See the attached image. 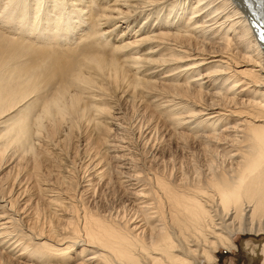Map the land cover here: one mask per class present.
Masks as SVG:
<instances>
[{"label": "bare ground", "instance_id": "6f19581e", "mask_svg": "<svg viewBox=\"0 0 264 264\" xmlns=\"http://www.w3.org/2000/svg\"><path fill=\"white\" fill-rule=\"evenodd\" d=\"M113 99L145 105L154 118L142 130L147 142L164 132L160 121L179 140L199 141L205 171L191 183L183 170L167 178L161 163L162 174L150 163L145 173L147 148L137 155L113 134L128 130ZM65 123L84 125L99 156L87 163L94 176L80 185L81 197L115 179L129 196L124 210L103 215L91 199L79 201L78 190L68 194L62 187L72 183L74 164L64 165L59 186L44 182L38 159L46 154L36 147L42 132L53 136ZM12 149L34 155L35 194L50 210L43 222L42 211L26 220L17 203L26 188L12 193L0 175V254L8 263L218 264L220 249L238 251V236L257 242L264 237V0H0V162Z\"/></svg>", "mask_w": 264, "mask_h": 264}, {"label": "rangeland", "instance_id": "374dc122", "mask_svg": "<svg viewBox=\"0 0 264 264\" xmlns=\"http://www.w3.org/2000/svg\"><path fill=\"white\" fill-rule=\"evenodd\" d=\"M139 21H137V22H133L132 23V25H131V27L128 29L129 31H130V33H133L136 29H137V27L139 26ZM135 25H138L137 27L135 26ZM126 26V25H125ZM125 26H123L122 28H120L118 31H116V33L114 34H112V35H110V37H111V39H110V44H112V43H114L115 42V38L116 39H118L119 40V34H121L124 30H126L127 28H125ZM128 32V31H127ZM126 32V33H127ZM23 38V37H22ZM25 38V37H24ZM23 38V39H24ZM128 40V39H127ZM38 42L36 41V44H37ZM59 45V44H61L60 42H58V43H55V45ZM109 44V45H110ZM21 45V44H20ZM22 45H23V43H22ZM53 47H54V45H52ZM37 51V50H36ZM46 51V50H45ZM49 53L50 52H48V51H46V55H49ZM23 54V53H22ZM58 54H60V52L58 53ZM26 60H28V64L29 65H36V62L38 61V54H36V55H34L33 57H27L26 58ZM35 68V67H34ZM45 70H49V69H45V68H41L40 69V72H44ZM113 101H114V103H113ZM113 101H112V104H116V106L117 107H119L118 109H120V111L121 112H119V110L118 109H114V111H113V114L115 113V114H117V113H122V115H120L119 114V116H122L123 117V119H121L122 121H120V122H122V124L126 127L125 129H128V130H122L121 132H117V131H115L113 134L114 135H116V138H126L125 140L126 141H128L129 143H127V145H129L130 146V149L131 148H138L137 150H135V151H138L137 152V155H139V153L142 151V149H140V147L141 148H147V150L146 149H144V152L143 153H146V157H145V155L143 154V156H142V152H141V156L142 157H140L141 159V162L142 163H140V165L142 166V168H144L145 166H147V167H151V165L153 164V167L152 168H150V169H153L154 168V171H152L151 170V172L153 173V172H155V171H157L158 169H157V166L159 165V166H162V167H159V170H161V171H163V174L164 175H168V176H170V175H172V173L175 175V177L177 178V177H179L178 175H180V178H181V176H182V173L184 172L185 173V175L183 174V176H188V175H190V177H193V178H190L189 176H188V178H190L191 179V181L189 182V183H191L192 181H194V180H196V179H194L195 178V174H197L198 175V172L200 171V170H202L203 172L205 171V168L206 167H204L203 166V160H204V156H202L201 155V153H199V149L198 148H203L202 146V144L201 143H199V141H197V140H192V138L189 140V138H187V140L188 141H185L186 140V138L184 137V141H183V139H180L179 140V138H181V137H178V136H176L175 134H173L174 133V131L172 130L171 131V128H168V127H165V125H163L164 124V122H162V121H160L159 122V125L161 126V123H162V126L160 127V128H162L163 126L165 127H163V129H164V132L162 131V133H157L158 134V136H159V134H161V135H163L162 137H161V135L158 137V139H157V134H154V137H153V141L151 140V142H147V140L148 141H150L149 140V138H148V136H146V135H144L145 133H143V131L142 130H144L145 131V127H147V125H149V124H154L153 123V119H152V121L150 120L151 118H150V115H151V113H146V112H144L145 111V109H144V104H140V103H135V105H132L131 103L129 104L128 102H123V100H115V99H113ZM122 101V102H121ZM142 106V108L140 107V105ZM139 105V106H138ZM137 107H139V108H137ZM139 111V112H138ZM147 115H143L144 113ZM139 118H140V121H139ZM156 119V118H155ZM125 120V121H124ZM157 120V119H156ZM133 122H134V124H133ZM138 122V123H137ZM140 122H141V124H142V126H141V124H140ZM150 122H152V123H150ZM69 123V122H68ZM68 123H65L64 125L66 126ZM135 123H137V124H135ZM48 124V123H47ZM62 126L58 131H57V134L55 133L53 136H50V137H48L47 136V133H45V132H42L43 134H46V136L45 135H42V136H45V140L47 139H50L51 138V140L49 141V144H50V146H48L47 145V143H46V141L44 140L43 142H45V144L43 143V142H41L40 144L41 145H36L37 147V149H36V151H43L42 153L45 155V156H43V155H41L42 156V158H40V159H38L39 160V169H38V172H41L40 174H42V178H43V180H44V182L46 183L47 181L48 182H50L49 184H53V182L54 183H57V184H54V185H58L59 186V184L58 183H60V181H61V179H62V177L61 176H64V170L65 171H67V169H64L63 167H64V165L65 164H67V165H71L72 167L70 168L69 167V171L71 172V173H73V174H71L69 171H67V173L69 174H66V175H68L69 176V178L68 179H70L71 177V181H70V183L71 184H69V186L68 187H66L67 185H63V187H62V185H61V187L62 188H64V189H66L65 191L68 193V194H72L73 193V195H74V193H76L77 192V190H78V192L76 193V194H78L77 195V199L79 198V197H81V195H80V192H79V190H80V185H85V181L84 180H86V179H89V177H93L94 176V173L92 172L93 171V169L90 167V166H88V165H91V162L92 161H97L96 160V158L95 157H97L94 153H96V150L94 149V148H96L95 146H94V139H93V135H92V133L90 132V131H88V130H86V127L84 128L83 126L84 125H82V127H74L72 130L70 129V126ZM146 125V126H145ZM143 127L142 129H141V132L140 131H137V130H140V128L141 127ZM47 127L49 128L50 127V124L49 125H47ZM112 127H115V126H112ZM133 127V128H132ZM138 127H139V129H138ZM69 128V129H68ZM81 129V130H80ZM88 129V128H87ZM135 129V130H134ZM137 129V130H136ZM69 130V131H68ZM168 130V131H167ZM169 130H170V132H169ZM67 131L71 134V136H70V134L69 133H67ZM78 131H80V132H78ZM85 131H87V132H85ZM133 131V132H132ZM167 131V132H166ZM183 132H185V133H187L188 132V130L187 129H184V130H182ZM47 132V131H46ZM118 134H117V133ZM126 133L125 135H124V133ZM137 132V133H136ZM157 132V131H156ZM172 132V133H171ZM135 133V134H134ZM168 133V134H167ZM67 134V135H66ZM139 136H138V135ZM144 137H142L141 135ZM173 134V135H172ZM56 135V136H55ZM60 135V136H59ZM124 135V136H123ZM175 135V136H174ZM70 136V137H69ZM91 136V137H90ZM155 136H156V138H155ZM47 137V138H46ZM67 139H66V138ZM138 137H141V138H138ZM148 139H147V138ZM44 138V137H43ZM88 138V139H87ZM116 138L114 139V140H116ZM129 138H131V142H130V139ZM54 139V140H53ZM60 139V140H59ZM65 139V140H64ZM93 139V140H92ZM129 139V140H128ZM144 139V140H143ZM147 139V140H146ZM154 139H155V141H156V143H155V141H154ZM67 140V141H66ZM71 140V141H70ZM90 140H92V141H90ZM113 140V141H114ZM143 140V141H142ZM144 141H145V144L146 145H148V146H146V145H144ZM158 141V142H157ZM48 142V141H47ZM53 142H54V145H53ZM60 142V143H59ZM92 142V143H91ZM183 142H185V143H183ZM52 143V144H51ZM132 143V144H131ZM153 143H154V145H156V147L154 146V148H158V150L156 151H153L152 152V150H151V146H149V144L150 145H153ZM61 144V145H60ZM135 144V145H134ZM138 144V145H137ZM186 144V145H185ZM125 145V144H124ZM47 146V147H46ZM65 146V147H64ZM89 146V147H88ZM132 146V147H131ZM94 147V148H93ZM54 148V149H53ZM89 148V149H88ZM149 148V149H148ZM185 148V151L183 150ZM192 150H191V149ZM193 148H195V150L193 149ZM39 149V150H38ZM63 149V150H62ZM66 149V150H65ZM120 149V148H119ZM141 151H140V150ZM198 149V150H197ZM145 150H146V152H145ZM151 150V151H150ZM188 150H189V152H188ZM194 150V151H193ZM10 150H8L7 151V153H6V156H5V158L3 159V161L2 162H4L3 164H2V166H3V168H2V172H1V176L2 177H5L4 178V180H7V181H9V183H10V188H13L14 190H13V192L12 193H14V191L15 190H18V188H20L21 187V189H23L24 191L23 192H21L22 194L23 193H25V194H23V196L21 195V196H19V198H17V203H18V205H20V207L21 208H23L22 210H28V211H26L27 213H28V216H26L27 218H25L26 220L28 219H30V220H34V218H33V216L34 217H36V214H37V212L38 213H40V211H42L41 212V217H40V222H43L44 220H46L48 217V212H47V209L49 208V206L47 205V203H46V199H45V197H38L36 194H35V191H36V189H35V185H36V180H35V177H34V174H33V172H32V169H33V164H34V155L32 154H30V153H28V154H26L27 152H25V151H23V152H21V151H19V152H16L15 151V149L13 150H11L10 152H9ZM60 151H61V153H60ZM94 151V152H93ZM117 151H119V150H117ZM149 151V152H148ZM198 151V152H197ZM12 152V153H11ZM25 152V153H24ZM37 152V153H38ZM65 153V154H63V153ZM93 152V154H92V156H91V153ZM122 152V154L125 152V151H121L120 150V152L119 153H121ZM152 152V153H151ZM188 152V153H187ZM192 152V153H191ZM194 152H196L195 154H194ZM14 153H15V155H14ZM127 153H128V151H127ZM147 153H151L150 154V156H149V154H147ZM157 153V154H156ZM48 154V155H47ZM90 154V155H89ZM113 154H114V152H112V153H110L109 154V157H108V159H110L109 161L111 162V163H113V164H116V159H114V158H110V156L112 155L113 156ZM193 154V155H192ZM198 154V155H197ZM8 155V156H7ZM32 157H31V156ZM67 155V156H66ZM135 155V154H134ZM196 155V156H195ZM199 155L201 156V157H199ZM9 156H10V158H9ZM16 156V157H15ZM23 156V157H22ZM40 156V157H41ZM46 156H49V157H46ZM66 156V157H65ZM88 156H90V158L88 157ZM111 156V157H112ZM153 156V157H152ZM156 157V159H155V157ZM192 156V157H191ZM197 157L198 156V158H195V157ZM6 157H7V159H6ZM12 157V158H11ZM69 157V158H68ZM92 157H94V158H92ZM139 157V156H138ZM195 159H194V158ZM203 157V158H202ZM13 158H15V159H13ZM26 158V159H25ZM94 159V160H92V159ZM99 158V156L97 157V159ZM152 158V159H151ZM154 158V159H153ZM89 159V160H88ZM145 159H147V160H145ZM197 159V161H194V160H196ZM202 159V160H201ZM5 160V161H4ZM6 160H8L7 162H6ZM10 160H13V161H10ZM68 160V161H67ZM73 160H74V162H73ZM116 162H115V161ZM145 160V161H144ZM148 160H150V161H148ZM153 160V162H151ZM200 160V161H199ZM10 161V162H9ZM24 161L26 162V163H24ZM71 161V162H70ZM91 161V162H90ZM143 161H144V163H143ZM159 161H161V162H159ZM203 163H202V162ZM205 161V160H204ZM2 162H0V164L2 163ZM15 162V163H14ZM68 162H69V164H68ZM90 162V163H89ZM146 162V163H145ZM165 162V163H164ZM193 162L195 163L194 165H193ZM200 162V163H199ZM18 163V164H17ZM21 163V164H20ZM71 163V164H70ZM87 163H89L88 165H87ZM149 163L151 164V165H149ZM156 163V164H155ZM182 163V164H181ZM198 163V164H197ZM42 164V165H41ZM145 164V165H144ZM158 164V165H157ZM16 165V166H15ZM67 165H65V166H67ZM84 165H85V167H84ZM87 165V166H86ZM149 165V166H148ZM197 165H200V167L199 166H197ZM76 166V168H73V167H75ZM156 166V167H155ZM169 166H170V168H169ZM176 166H179V167H176ZM203 166V167H202ZM22 167V168H21ZM26 167V168H25ZM88 167V168H87ZM90 167V168H89ZM147 167H145L144 168V170H146V172L145 173H147L148 171V169H146ZM173 167H176V168H179L180 169V171H179V169L177 170H173L172 168ZM182 169H181V168ZM195 167V168H194ZM198 167V168H197ZM23 168L25 169V170H23ZM41 168V169H40ZM62 168L64 169V170H62ZM156 168V169H155ZM163 168V169H162ZM190 168H191V172H190ZM204 168V169H203ZM19 169V170H18ZM61 169V170H60ZM85 169V170H84ZM87 169V170H86ZM34 170V169H33ZM41 170V171H40ZM42 170H43V172H42ZM73 170H75V172H72ZM120 170H122V169H120ZM124 170V169H123ZM158 170V171H159ZM169 170H173L172 172L171 171H168ZM181 170H183L182 171V173H181ZM195 170V171H194ZM199 170V171H198ZM27 171V172H26ZM61 171V172H60ZM86 171V172H85ZM150 171V170H149ZM158 171H157V174H162V172L160 171L159 173H158ZM164 171H166V172H164ZM177 173H176V172ZM179 171V172H178ZM202 171H200V172H202ZM21 172V173H20ZM25 172V173H24ZM144 172V171H143ZM175 172V173H174ZM194 172H195V174H194ZM63 174V175H60L59 177V179H56L57 177H58V175L59 174ZM156 173V172H155ZM166 173V174H165ZM189 173V174H188ZM14 174V175H13ZM46 174V175H45ZM194 174V175H193ZM32 175V176H31ZM73 175V176H72ZM84 175V176H83ZM164 175H161V176H164ZM24 176V177H23ZM28 176V177H27ZM83 176V177H82ZM89 176V177H88ZM167 176V178H170V177H173V176H170V177H168ZM182 176V177H183ZM34 177V178H33ZM50 177V178H49ZM85 177V178H84ZM7 178V179H6ZM188 178H186L187 180H189ZM196 178H197V176H196ZM52 179V180H51ZM193 179V180H192ZM16 180V181H15ZM31 180V181H30ZM46 180V181H45ZM58 180V181H57ZM60 180V181H59ZM172 180H175L174 179V177H173V179ZM20 183H18V182ZM20 181H22V183L20 182ZM14 182H16L15 184H14ZM43 182V183H44ZM48 182H47V184H48ZM79 182V183H78ZM195 182V181H194ZM8 183V182H7ZM77 183V184H76ZM15 186H13V185ZM75 184V185H74ZM79 184V185H78ZM111 184H113V185H110L109 184V186L108 187H106L105 185H103V186H100V189H99V187L97 186L96 187V189H97V192H95L94 194H93V190H95V189H93L92 191H89V193H88V191H86V193H85V195H86V197H87V200H86V198H85V195H83L81 198H80V200L79 201H81V200H83V201H89V199H91L90 201H89V203H87V205L89 204V207H91V206H94L93 208H94V210H99V211H101L102 212V214L104 215V214H108V210H110V212L112 211V210H117L118 208H120L119 210H124V209H122V208H124V206L128 203V195L127 194H125L126 192H125V188L123 187V184H121V183H119V181H117V180H115L114 179V182H112ZM21 185V186H20ZM71 185V186H70ZM75 187H73V186ZM11 186H13V187H11ZM18 186V187H17ZM17 187V188H16ZM71 187V188H70ZM74 188V189H73ZM29 190V191H28ZM72 190H75V192L74 191H72ZM82 190V189H81ZM71 192V193H69V192ZM96 191V190H95ZM91 192V193H90ZM87 194L89 195V196H87ZM91 194V195H90ZM94 195H96L95 197H93ZM33 196H36V197H33ZM79 196V197H78ZM90 197V198H89ZM29 198H32V200H30ZM21 199V200H20ZM28 199V200H27ZM45 199V200H44ZM20 202H19V201ZM31 201V202H30ZM28 204H27V203ZM30 202V203H29ZM20 203V204H19ZM26 204V205H25ZM32 204H33V206H32ZM40 204V205H39ZM31 205V206H30ZM47 205V206H46ZM25 206H27L28 207V209H27V207H25ZM24 207H25V209H24ZM42 207V208H41ZM115 207V209H113ZM126 207H127V205H126ZM92 208V207H91ZM98 208V209H97ZM100 208V209H99ZM117 208V209H116ZM41 209V210H40ZM32 210V211H31ZM50 209H48V211H49ZM107 210V211H106ZM37 211V212H36ZM45 212V213H44ZM36 213V214H35ZM33 214V215H32ZM30 216V217H29ZM45 217V219H43V218ZM37 219V218H36ZM236 242H237V244L239 245V248H238V251L237 250H234L233 252H228L227 250H225V249H220L219 250V252H217L216 253V255H217V258H218V264H264V237H261V238H259V240L257 241V242H254V241H252V240H250V238L248 237V236H238L237 238H236V240H235ZM249 244V245H248ZM2 257V258H1ZM2 259H4V260H2ZM8 262H10V261H8L7 259H6V257L5 256H2L1 254H0V264H12V263H8ZM20 264H27V262H25V261H23L22 263H20Z\"/></svg>", "mask_w": 264, "mask_h": 264}]
</instances>
